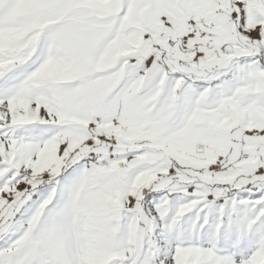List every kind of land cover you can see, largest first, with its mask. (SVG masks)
<instances>
[{"label":"snow or ice","instance_id":"6c2138e0","mask_svg":"<svg viewBox=\"0 0 264 264\" xmlns=\"http://www.w3.org/2000/svg\"><path fill=\"white\" fill-rule=\"evenodd\" d=\"M0 264H264V0H0Z\"/></svg>","mask_w":264,"mask_h":264}]
</instances>
